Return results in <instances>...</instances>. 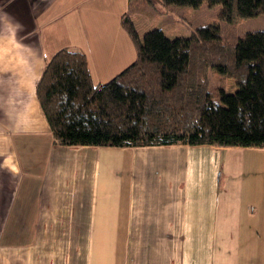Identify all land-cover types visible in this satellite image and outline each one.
<instances>
[{"label":"crops","instance_id":"1","mask_svg":"<svg viewBox=\"0 0 264 264\" xmlns=\"http://www.w3.org/2000/svg\"><path fill=\"white\" fill-rule=\"evenodd\" d=\"M119 9L0 0V264H264V148L55 142L45 63L92 39L97 83L129 66Z\"/></svg>","mask_w":264,"mask_h":264},{"label":"trees","instance_id":"2","mask_svg":"<svg viewBox=\"0 0 264 264\" xmlns=\"http://www.w3.org/2000/svg\"><path fill=\"white\" fill-rule=\"evenodd\" d=\"M159 1L221 5L227 22L264 14V0ZM121 24L137 55L107 82H94L84 51L64 47L46 61L37 97L57 144L264 148V30L234 43L206 28L176 38L154 28L141 38L127 13ZM212 69L222 80L213 90Z\"/></svg>","mask_w":264,"mask_h":264},{"label":"rangeland","instance_id":"3","mask_svg":"<svg viewBox=\"0 0 264 264\" xmlns=\"http://www.w3.org/2000/svg\"><path fill=\"white\" fill-rule=\"evenodd\" d=\"M118 4L120 14L127 13L132 19H134L141 38H143L147 31L154 28L163 30L170 38L190 36L191 33L197 29L206 28L211 33L235 43L238 39L243 38L247 33L264 30V14L243 18L237 22H227L223 21L219 17L221 5L210 6L207 1H204L198 7L172 5L166 9L162 6L159 0H118ZM87 46L88 41L81 47L82 50H84V52L86 51L85 53L88 57L90 56L93 67L96 65L99 66L100 60L96 52V41L91 39L88 51L86 50ZM71 48L74 47L71 46ZM132 49L133 58H135V48L133 44ZM108 55L112 58L115 56V53L109 52ZM50 58L51 57L49 56L48 59ZM121 71L122 69L118 67L110 74H112L111 76L113 77L114 74ZM99 72L100 70L95 67L96 74L93 75L94 82H97V78L100 75ZM209 77L211 90L218 87L222 82L221 75L215 69H212L209 72ZM232 80L226 79L225 82L227 89L233 92L234 90H232L230 85ZM107 147L109 146L105 147L107 151H117L119 149L118 147ZM213 174L214 170L211 169V175Z\"/></svg>","mask_w":264,"mask_h":264}]
</instances>
